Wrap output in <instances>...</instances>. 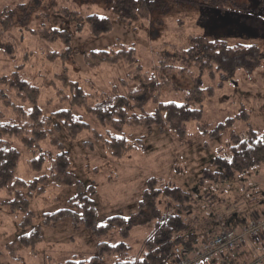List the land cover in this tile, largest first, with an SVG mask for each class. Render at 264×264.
<instances>
[{
    "label": "rangeland",
    "instance_id": "374dc122",
    "mask_svg": "<svg viewBox=\"0 0 264 264\" xmlns=\"http://www.w3.org/2000/svg\"><path fill=\"white\" fill-rule=\"evenodd\" d=\"M82 1L88 3L0 0V22L6 12H11L13 22L0 30V38L3 36L6 42L4 46H12L13 42L10 54L7 49L0 52V77L9 76L19 67L20 75L34 88H27L26 93L34 98L36 92L42 113L48 115L69 108L90 127L73 138L63 126L53 129V136L69 154V170L80 187L77 183L49 184L41 193L33 191L26 206L14 208L11 196L0 190V264H56L68 259H88L95 255L99 241L112 244L124 241L131 247L130 255L137 256L142 239L152 228L151 223L136 221L139 201L150 178L156 179L160 187H177L189 194V210L184 217L187 227L195 233V244L213 231L219 217L226 222L230 214L238 215L254 208L256 200L264 203V162L247 173H235L218 182L201 181L203 170L216 169L215 157H229L233 134L243 136L249 128L264 130V1L236 0L237 5L243 3L248 7L244 13L215 7H183L178 12L152 14L138 21L117 19L96 0ZM74 11L82 18L89 13L105 16L111 22L110 28L95 33L88 23L67 17ZM203 38L239 48L220 53L221 68L217 69L218 64L213 66V77H209V70L201 73L203 87H213V94L203 101L201 119L189 121L184 136H175L167 128L147 130L127 125L123 128L127 140L142 139L143 147L129 149L121 157L111 155L104 143L110 127L99 124L87 112V105L71 104L69 82L81 87L83 99L92 106L107 95H126L125 84L140 67L166 82L156 93L157 101L181 102L183 90L194 86L191 79L194 75L157 73L156 66L161 60H168L172 45L187 48ZM115 43L135 47L136 63H97L88 58L91 50H108ZM190 70L198 71L193 65ZM10 90L0 85V121L14 116L7 101L25 110L30 107L19 93ZM155 106L150 102L143 110L130 109L128 113H151ZM242 106L248 112L246 119L237 116ZM229 118L233 120L228 122ZM219 123L226 125L219 135L211 136L209 132ZM96 132L101 136H95ZM11 142L21 153L16 169L18 177L28 181L48 172L51 160H45L42 169L35 170L29 167L28 159L41 152L53 157L56 145L45 139L32 152L17 139ZM88 186L96 190L91 199L98 223L103 224L116 215L134 218L128 238L121 237L117 230L96 237L84 225L73 228L67 219L43 223V213L66 207L68 199L78 190L88 193ZM251 200L253 206L249 205ZM26 211L31 213V221L22 227ZM33 227H37L40 238L33 235L35 241L26 245L24 242ZM21 237L25 240H20ZM112 259H105L103 264H111Z\"/></svg>",
    "mask_w": 264,
    "mask_h": 264
},
{
    "label": "trees",
    "instance_id": "16d2710c",
    "mask_svg": "<svg viewBox=\"0 0 264 264\" xmlns=\"http://www.w3.org/2000/svg\"><path fill=\"white\" fill-rule=\"evenodd\" d=\"M70 1L76 5L88 3L82 0ZM95 3H102L106 10H110L117 19L135 21L148 19L152 14L162 16L178 12L183 7H215L222 11L238 13L248 11V7L243 3L237 5L236 0H96ZM74 12H70L67 17L71 20L74 16L80 19L82 24L88 23L90 29L95 33L110 28L111 22L105 16L89 13L82 18L77 15V12ZM0 25L1 31H3V26L10 27L13 25L11 12H6V16L3 17ZM5 43L2 36L0 38V52L7 49L10 54L13 49V42L12 46H4ZM170 48L172 54H169L171 53L169 52L167 55L168 60L163 59L159 62L156 71L157 73H171L173 71L176 74L185 76L194 75L191 77L194 86L183 90L181 102L174 100L157 101L156 93L163 85H166V82H161L157 79L155 73L152 75V73L144 72L140 67L129 76L130 81L125 84L126 91H128L126 95H107L92 106L86 104L83 99L84 95L81 87L76 82H69V87L72 89L71 104L87 105V112L94 115L99 124L110 127L111 132L107 138H104V143L111 155L121 157L129 149L143 147L142 139L134 142L127 140L123 134V128L127 125L141 126L147 130L152 127L167 128L175 136H184L188 122L201 119L203 116V101L207 96L213 94V87H203L201 73L209 70V77H213L215 72V70H212L213 66L218 64L217 69L221 68L220 53L224 49L233 51L238 49L239 46L225 47L221 40L211 41L203 38L197 44L187 48H179L174 45ZM110 49L91 50L90 54H85L84 58L87 61L88 55V58L95 59L97 63H121L123 65L136 63V49L132 45L115 43ZM192 65L193 67L197 66V72L190 70ZM15 69L9 76L0 77V85L7 87L9 90L11 89L10 91L19 93L23 101H26L30 107L25 110L23 107L7 101L14 116L0 121V190L6 191L11 196L12 208L26 206L33 191L41 193L45 186L49 184L66 186L77 183L80 187V182L75 174L69 170V154L61 148L58 139L53 136V129L54 127L63 126L72 138L82 130L90 129L88 123L72 114L69 108L59 109L48 115L42 113L37 104L36 92H34V98L26 93L27 88L32 90L34 89L33 86L29 85V82L20 75L19 67ZM150 102L156 104L151 113H128L130 109L143 110L144 106ZM237 116L243 119L248 117L245 107H241ZM232 120L233 118H229L227 121L231 122ZM225 125L226 123L217 124L209 132L210 135H219ZM199 126L202 127L200 124ZM95 136L99 137L101 135L96 132ZM11 139H17L26 149L32 152L39 146V142L45 139L56 145L53 157L50 156V153L41 152L35 157L30 155L28 159L29 167L35 170H41L45 160H51L48 172L28 181L18 177L16 169L21 153L19 148L11 142ZM262 162H264V130L256 131L249 128L243 136L232 135V142L229 145V157H215L216 169L214 171L203 170L201 181L218 182L235 173H247V171ZM87 192L78 190L75 195L68 199L66 207L54 212L43 213V223L53 224L62 219H67L73 228L84 225L96 237L117 230L121 237L128 238L135 223L134 218L116 215L107 218L103 224L98 223L97 210L91 199V196L96 192L95 187L88 186ZM188 200L189 194L186 191L168 185L160 187L156 179L150 178L147 180V186L139 201V212L136 221L141 220L143 223H151L152 228L142 239L137 256L130 255L131 247L124 241L115 244L99 241L96 245V253L92 257L88 259H68L56 264H103V261L110 257L113 258L111 264H166L173 257L172 251L176 246L182 247L185 257L191 256L199 248L194 249L195 233L193 229L187 227L184 217V214L189 210ZM23 218L21 226L26 227L31 221V213L26 211ZM39 234L37 227H33L28 233L29 239L24 243L26 245L33 243L35 239L32 236L35 235L40 238ZM217 234L211 235L207 240ZM20 240L25 239L21 237ZM225 251L233 252L231 250ZM222 253L216 254L210 263L202 264H212L214 258Z\"/></svg>",
    "mask_w": 264,
    "mask_h": 264
},
{
    "label": "built area",
    "instance_id": "2783aa9c",
    "mask_svg": "<svg viewBox=\"0 0 264 264\" xmlns=\"http://www.w3.org/2000/svg\"><path fill=\"white\" fill-rule=\"evenodd\" d=\"M264 235V215L252 217L245 226L235 232L222 228L217 235L203 243L191 256L185 257L181 246H176L172 251V258L166 264H202L210 263L213 257L225 250L234 251L248 241L261 240ZM257 258L248 264H261Z\"/></svg>",
    "mask_w": 264,
    "mask_h": 264
},
{
    "label": "crops",
    "instance_id": "0c3cea01",
    "mask_svg": "<svg viewBox=\"0 0 264 264\" xmlns=\"http://www.w3.org/2000/svg\"><path fill=\"white\" fill-rule=\"evenodd\" d=\"M253 200V199H252ZM252 200L249 205H252ZM255 207L251 210H247L241 214H230L226 219V222L219 217L213 226V231L211 233H207L205 237L199 244H194V249L200 248L203 243L214 234H217L221 228L230 229L235 232L240 231L243 226H245L246 222L252 217H262L264 215V203H260L259 201H255ZM256 208V209H255ZM225 222V223H224ZM264 235L261 240H254L245 243L242 247L237 248L235 251H225L222 254L217 255L214 258L212 264H245L247 262L253 261L258 257L261 258L262 264H264Z\"/></svg>",
    "mask_w": 264,
    "mask_h": 264
}]
</instances>
